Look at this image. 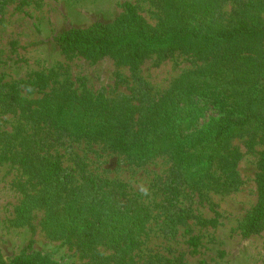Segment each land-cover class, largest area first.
I'll return each mask as SVG.
<instances>
[{
	"label": "trees",
	"instance_id": "trees-1",
	"mask_svg": "<svg viewBox=\"0 0 264 264\" xmlns=\"http://www.w3.org/2000/svg\"><path fill=\"white\" fill-rule=\"evenodd\" d=\"M150 1L160 13L155 24L126 1L124 14L115 21L73 27L54 41L63 51L95 59L127 52L128 62L136 65L151 50L167 57L193 49L207 59L159 96L143 84L138 103L130 96L110 101L104 95L79 93L72 81L59 79L55 72L10 83L0 91V160L20 164L34 184L42 185L19 213L26 218L33 207L43 208L51 236L71 240L82 250L96 251L103 243L117 258L137 246L150 213L127 193L124 183L87 173L84 167L64 166L59 150L64 143L99 142L135 163L169 156L174 164L163 194L176 206L173 200L184 183L221 190V175H235L232 165L221 166L222 173L216 174L217 160L227 159L229 139L264 127V55L232 49L241 39L264 37V0ZM224 83L231 84L232 94ZM243 84V89L236 88ZM248 91L252 98H247ZM200 100L226 115L201 118ZM260 162L261 199L244 225L245 236L264 224V151ZM190 241L197 243L195 238ZM0 264L39 263L20 256ZM103 264H108L106 259Z\"/></svg>",
	"mask_w": 264,
	"mask_h": 264
},
{
	"label": "rangeland",
	"instance_id": "rangeland-1",
	"mask_svg": "<svg viewBox=\"0 0 264 264\" xmlns=\"http://www.w3.org/2000/svg\"><path fill=\"white\" fill-rule=\"evenodd\" d=\"M126 1L134 3L151 24L158 21L159 10L150 0H0V91L10 83L55 72L59 79L72 81L79 93L104 95L110 101L130 96L138 103L143 84L157 97L184 72L204 64L207 59L195 55L198 51L193 49L167 57L151 50L136 65L128 62L127 52L95 59L78 51H63L54 41L57 34L73 27L115 21L124 14ZM226 5L230 10L232 3ZM232 46L234 50H260L264 55V37L241 39ZM222 86L232 94L230 83ZM244 87L236 85L237 89ZM247 98H252L251 91ZM197 103L205 120L226 115L202 100ZM102 146L68 140L59 150L64 166L84 167L87 173L124 183L127 193L146 208L150 218L137 246L117 258L113 248L103 243L97 244L96 251L82 250L71 240L51 236L43 223V208L33 207L26 218L19 213L42 185L34 184L36 180H30L20 164L0 160L1 262L23 256L39 264H103L105 259L108 264H264V224L250 236L243 233L261 199L264 127L229 139L227 159L217 160L216 174L222 173L221 166L232 165L235 175H221L220 182L225 184L221 190L184 183L173 200L176 206L163 194L174 164L169 156L135 163Z\"/></svg>",
	"mask_w": 264,
	"mask_h": 264
}]
</instances>
